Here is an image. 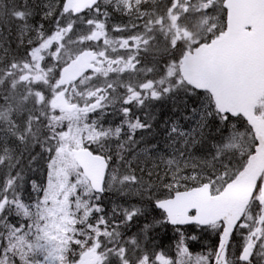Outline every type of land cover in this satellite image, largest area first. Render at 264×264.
Listing matches in <instances>:
<instances>
[{
    "label": "snow or ice",
    "instance_id": "1",
    "mask_svg": "<svg viewBox=\"0 0 264 264\" xmlns=\"http://www.w3.org/2000/svg\"><path fill=\"white\" fill-rule=\"evenodd\" d=\"M0 264H264V0H0Z\"/></svg>",
    "mask_w": 264,
    "mask_h": 264
},
{
    "label": "trees",
    "instance_id": "2",
    "mask_svg": "<svg viewBox=\"0 0 264 264\" xmlns=\"http://www.w3.org/2000/svg\"><path fill=\"white\" fill-rule=\"evenodd\" d=\"M159 113H160V120H164L166 119L171 113L168 110V106H164L158 109ZM119 119V117H117V120ZM159 123V122H158ZM116 124V123H115ZM106 126H107V122H106ZM159 131V129H158ZM29 175H31L34 179H36L38 182L40 180H42L44 178V171L43 168H40V170L38 172H34V173H29ZM25 197L28 196H35V193L32 191V187H31V181L28 182V184L25 186V192H24ZM114 200H120V197L118 196V194L116 193H108L105 196V200L104 203L106 205L111 204L112 201ZM172 236V233L169 232L167 233V236H165V234L162 232L161 233V238L163 239V243L165 246H167L171 241H170V237Z\"/></svg>",
    "mask_w": 264,
    "mask_h": 264
},
{
    "label": "rangeland",
    "instance_id": "3",
    "mask_svg": "<svg viewBox=\"0 0 264 264\" xmlns=\"http://www.w3.org/2000/svg\"><path fill=\"white\" fill-rule=\"evenodd\" d=\"M115 116H117V115H115ZM200 250H201L200 249V245L199 244H196L195 247H194V249H193V251L199 252Z\"/></svg>",
    "mask_w": 264,
    "mask_h": 264
}]
</instances>
